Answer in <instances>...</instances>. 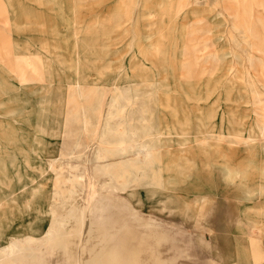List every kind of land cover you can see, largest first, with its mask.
Masks as SVG:
<instances>
[{"label": "rangeland", "instance_id": "rangeland-1", "mask_svg": "<svg viewBox=\"0 0 264 264\" xmlns=\"http://www.w3.org/2000/svg\"><path fill=\"white\" fill-rule=\"evenodd\" d=\"M63 1L66 11L61 13L58 7L44 4L43 0H0V133L4 132L0 139L4 141V136L7 139L16 137L9 141L14 142L11 144L1 141V148L16 150L6 154L10 176L4 182L0 181V194L12 192V195L19 194L22 197L27 193L31 200L37 198L43 201L55 180L69 175V166L65 160L59 163L58 169L53 170L47 167V159L30 153L27 142L34 138L35 130L32 126L24 131L28 134L24 140H20L22 135L17 131L15 134L11 132L26 126L22 120H12L13 116L18 118L23 113H33L48 102L42 100V90L39 89L46 83L43 68H40L37 75L32 68L28 69L27 79L40 77L26 85H19L17 72L9 71L4 61L14 54L11 49L15 44H26L31 50H27L25 57L40 65V53H34L33 49L38 46L50 48L53 52L45 62L55 68V79H64L70 71L64 70L57 59L58 48L63 46L62 37L67 39L69 49L74 45V37L65 25L66 18L73 17L79 21L78 24L85 26L97 23L98 32L111 33L112 36L101 34L99 37L94 31L79 34L80 42L94 44L87 55L96 66L83 71V80L86 85H92L89 88L92 93L76 101L72 100V124L74 119L76 129H72L70 134H64V138H72L73 144L75 134L80 131L77 115L81 103L89 107L92 123L88 131H82L80 138L83 142L97 143L101 137H114L107 132L106 122L122 120L120 117L107 116L108 111H112L111 100L117 89L130 86L155 90L160 89L161 83L167 84L169 89L165 92L161 90L157 94V101L160 98L165 102L164 94L168 93L172 101L176 102L174 104L173 101L176 107L171 109L155 105L156 121L162 118L164 123L174 126L175 134L169 142L170 150L177 153L183 147L192 164L182 174L169 173L174 177L167 192L172 194L170 205L175 206L170 212L166 213L159 208L160 190H150L142 182L134 188L136 206L154 214L157 220L168 223L166 227L171 228L163 244L166 247L162 254L170 256L178 253L181 261L186 264H236L237 259L243 253L247 254V251L256 260L259 251V262H264V117L255 112L257 106L252 101L253 87L240 83L239 77H236L246 71L255 72L256 66L261 69L259 55L262 53L252 48L250 43L262 45L263 38L251 35L248 40L243 28L236 25L232 11L234 8L229 7L228 1L227 9L225 0H184L180 7H177L178 0H134L131 6H127L123 0H84L78 6L73 4L74 0ZM73 9L77 10V14ZM251 9L256 19L253 30L264 32L260 18L264 17V0H253ZM127 15H130L129 19H126ZM124 27L128 29L124 30ZM204 28L208 31L202 32ZM191 37L197 41L192 51L200 56L201 68L216 64L215 74L209 75L208 69L200 70L199 78L194 81L193 76L189 80L183 76L182 53L187 49L185 44L192 40ZM102 46H105V51H100ZM161 49L164 51L162 54L158 52ZM206 53H211L208 57L210 60L205 59ZM143 61L160 63L155 64L156 69L149 76L150 85L146 82H133L134 78L129 74ZM106 62L111 64L109 68H103ZM259 89L264 90L260 84ZM67 90V85L59 89L57 82L52 86V94L55 96ZM66 96L57 103L54 100L52 105H57V110L68 107L65 104ZM137 100L136 107H139L142 103ZM259 106L263 107V104ZM212 109L215 116L207 118ZM222 114L224 118H221ZM150 124L145 121L144 126ZM32 130L33 135H30ZM237 130H242L241 136L228 134V131L234 133ZM203 132L210 137L213 150L217 153L202 148L204 146L195 141L197 137L203 136ZM223 132L225 134L221 135ZM183 140L186 144L181 146ZM17 142H21L22 146ZM21 147L29 150V154H21ZM223 160H227L233 170L244 171V180L227 181L226 170L221 165ZM251 160L256 164H251ZM248 190L254 191V194L248 195ZM194 194L205 195L202 208L192 205ZM20 202L13 201L0 206V245L9 238L10 233L21 229V225H16L17 215H13L18 208L23 211L24 205ZM186 207H189L187 212H192V215L182 214ZM39 215L41 218L49 216L46 212ZM247 222L253 227H249ZM180 227L186 230H180ZM78 261L83 264L81 254H78Z\"/></svg>", "mask_w": 264, "mask_h": 264}, {"label": "bare ground", "instance_id": "bare-ground-1", "mask_svg": "<svg viewBox=\"0 0 264 264\" xmlns=\"http://www.w3.org/2000/svg\"><path fill=\"white\" fill-rule=\"evenodd\" d=\"M225 1L227 9L228 1L230 2L229 7L234 8L232 11H234L233 16L236 25L243 28V33L248 40L251 35H258L263 38L262 45L250 43L252 48L262 53L259 55V60L262 63L261 69H257L256 66L255 72L246 71L245 74H237L239 76L236 75V77H239L240 83L253 87L252 101L257 106L255 112L258 113V116L264 117V90L259 89V84L264 88V32L253 30L256 22L254 15L251 13L253 0ZM83 2L84 0H74L73 4L78 6ZM43 3L58 7L61 13L66 11L63 0H43ZM123 3L131 6L134 0H123ZM183 3L184 0H178L177 7H180ZM73 12L77 14L76 9H73ZM129 18L130 15H127L126 19ZM260 18H262L264 25V17L260 16ZM66 20L67 24L65 25L74 37V45L69 49L67 39L62 37L61 44L63 46H59L56 56L59 62L62 63L63 69L70 71L66 78L55 79V68L52 64L45 62L53 52L50 48L45 49L38 46L33 49L35 50L34 53H40L38 56V61H42L40 65L33 62L31 58L25 57L28 54L27 50H31L30 46L26 44H15L11 49L14 54L4 61V65L9 71L17 72L19 85H26L27 82L38 80V77H40L39 75L32 80L27 79L28 69L32 68L34 74L37 75L40 68H43L42 73L46 83L39 89L42 90V100L48 102L41 105L33 113H23L25 117L22 114L19 116L20 118L13 116L12 120H22L26 123V126L15 128L11 132L15 134L14 132L17 131L22 135L20 140H24V137L28 136L24 131L29 130L32 126L35 130L34 138L32 141L27 142L30 153H36L42 159L43 157L47 159L49 162L47 167H51L53 170L58 169L59 163L65 160L69 166V175L66 178H57L51 191L47 192L48 194L43 201L37 198L31 200L30 195L27 193H24L22 197L19 194L12 195V192L0 194V206L13 201H22L20 204L24 205L23 211L18 208L13 212V215H17L16 225H21V229L10 233L9 238L0 245V264H79L78 254H81L83 264H186L181 261L178 253L170 256L162 254L163 248L166 247L163 244L168 234L171 233V228L166 227L168 223L157 220L154 214L139 209L134 198L136 190L134 188L142 182L150 190H160L158 202L162 211L166 213L172 211L175 206L170 205L169 200L172 194L167 192V188L174 175L169 173L182 174L192 164L187 154L184 153L185 149L183 147L177 153L170 150L169 142L174 139V126L164 123L161 117V120L156 121L155 105L160 104L171 109L176 107V105H173L174 100L172 101L168 93L164 94L165 102L160 98L157 101V94L159 95L161 90L165 92L169 87L167 84L161 83L159 85L160 89L156 88L155 90H143V88L130 86L117 89L111 100L113 103L112 111H108L107 116L111 118L120 117L122 120L106 122L107 132L113 134L114 137H101L97 143L83 142L80 138L82 131H88L89 125L92 123L89 107L81 103L77 115L80 131L75 134L72 144V138L68 140L64 138V134H70L72 129L73 131L76 129L74 119L72 124V100L75 99L76 101L77 98L92 93L89 89L92 85H86L83 80V71L85 68L96 66L87 55L94 44L80 42L79 34L94 31V34L99 37L101 34H108V37L112 35L111 33L98 32L97 23L85 26L84 24H78L79 21H76L73 17H67ZM127 29L124 27V30ZM205 31H208V29H202V32ZM196 43L197 41L192 38L189 43L185 44L187 49L182 53L184 56L183 76L188 80L193 76V81L199 78L201 71L208 69L207 73L210 75L215 74L217 68L216 64H212L211 67H205V65L201 68L200 56L198 57L192 51L196 48ZM86 45L90 46L87 47ZM152 46L154 45L152 44ZM104 48L105 46L100 48V51H105ZM158 52L164 53L162 49ZM210 55L211 53H206L207 57L205 59ZM155 57L157 58V56ZM152 60L151 62H153ZM260 62L258 61V63ZM157 63L155 64L157 65ZM155 64L146 63L145 61L138 66L135 64L137 67L129 73L134 78L132 79L133 82L148 83L150 74L156 69ZM110 66L111 64L106 62L103 68H109ZM56 82L59 89L67 85L68 90L65 92L58 91L62 94L53 95L52 86ZM65 96L67 97L65 104L68 107L65 106L57 110L58 106L52 105L53 101L55 100L54 102L57 103L63 100ZM137 99L142 103L139 107H136ZM166 100H168L167 103ZM174 104H176L175 101ZM260 104H263V107L259 106ZM26 107L27 105L24 106L25 109ZM136 110L139 111L138 114L135 113ZM214 116L215 112L212 109L207 118ZM224 117L225 115L222 114L221 118ZM145 121L152 124L144 126ZM33 130L30 135H33ZM262 132L264 134V127H262ZM3 133V131L0 133V137H3ZM223 134L225 133H221V135ZM228 134L241 136L242 130H237L234 133L228 131ZM4 138V141L0 139L1 182H4L10 176L6 154L13 153L16 150L1 148L3 142H9L16 137L7 139L4 136ZM195 141L204 146L202 148L213 150L210 137L204 135V132L203 136L197 137ZM17 144L22 146L21 142H17ZM180 144L184 146L186 141L183 140ZM29 150L20 148L21 154L25 156L29 154ZM214 152L217 153V151ZM251 164L256 163L251 160ZM221 165L226 170L225 178L227 181L244 180V171L233 170L227 160H223ZM250 166L252 167V165ZM63 182H65V185ZM248 192V195L254 194L252 190H248ZM204 196L194 194L191 199L192 205L195 208H202ZM188 208H183V215H192V212H187ZM41 212H46L49 216L41 218L39 215ZM45 220L46 222L42 223ZM179 229L186 230L183 227Z\"/></svg>", "mask_w": 264, "mask_h": 264}, {"label": "crops", "instance_id": "crops-1", "mask_svg": "<svg viewBox=\"0 0 264 264\" xmlns=\"http://www.w3.org/2000/svg\"><path fill=\"white\" fill-rule=\"evenodd\" d=\"M251 222H253L254 224L256 223L255 221L251 220ZM249 222H247V225L249 227H253V225L248 224ZM257 224V223H256ZM255 224V225H256ZM256 252V251H255ZM249 253V254H248ZM242 254V253H241ZM257 257L256 260H254V256L252 255L251 252L247 251V254L243 253L238 259H237V263L236 264H264L263 260L259 262V251L258 253H256ZM258 259V260H257ZM264 259V256H263Z\"/></svg>", "mask_w": 264, "mask_h": 264}]
</instances>
